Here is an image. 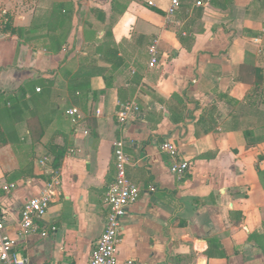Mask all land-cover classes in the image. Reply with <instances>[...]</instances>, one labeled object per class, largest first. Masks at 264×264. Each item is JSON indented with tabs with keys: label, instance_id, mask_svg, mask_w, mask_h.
Returning <instances> with one entry per match:
<instances>
[{
	"label": "crops",
	"instance_id": "0c3cea01",
	"mask_svg": "<svg viewBox=\"0 0 264 264\" xmlns=\"http://www.w3.org/2000/svg\"><path fill=\"white\" fill-rule=\"evenodd\" d=\"M171 1L0 0V205L28 264H88L116 141L140 189L119 264H264V0H178L169 16ZM53 179L41 224L56 232L18 237L22 205Z\"/></svg>",
	"mask_w": 264,
	"mask_h": 264
},
{
	"label": "built area",
	"instance_id": "2783aa9c",
	"mask_svg": "<svg viewBox=\"0 0 264 264\" xmlns=\"http://www.w3.org/2000/svg\"><path fill=\"white\" fill-rule=\"evenodd\" d=\"M207 2L209 1L207 0ZM202 5L201 2L196 3L197 7H201ZM178 6V0L171 1V6L168 10L169 16L174 14ZM150 55L151 61L149 66L153 67L156 64L155 47L151 49ZM67 113L75 115L78 112L76 109H71ZM138 115L139 108L134 101L123 103L119 106L117 122L120 126H123L128 121L135 120ZM160 151L173 160L170 169L171 173L178 177V179H182L188 170V163L181 161L178 146L166 140L160 144ZM113 153L115 159V179L108 187L104 197V204L107 207L104 230L94 245L88 264H119L117 247L123 231L122 221L127 216L130 205L134 204L140 196L138 186L131 183L126 177V166L129 165L130 160L124 151L123 141L114 142ZM43 163L44 161L40 162V164ZM58 185V180L53 179L45 194L39 197H32L22 205L18 223V237L23 238L30 234H38L40 237L45 238L56 232V227H47L41 223L56 195L55 190ZM13 189H15L14 184L2 187L4 192H9ZM5 216L6 213L0 205V264H28L27 257L17 250L18 241L5 233ZM126 264L142 263L129 261Z\"/></svg>",
	"mask_w": 264,
	"mask_h": 264
},
{
	"label": "trees",
	"instance_id": "16d2710c",
	"mask_svg": "<svg viewBox=\"0 0 264 264\" xmlns=\"http://www.w3.org/2000/svg\"><path fill=\"white\" fill-rule=\"evenodd\" d=\"M9 27V26H6ZM9 31H11V33H16L14 29L9 28ZM257 71V70H255ZM55 154V158H54V167H58L59 166V162L63 156V154L61 153V151H52Z\"/></svg>",
	"mask_w": 264,
	"mask_h": 264
}]
</instances>
